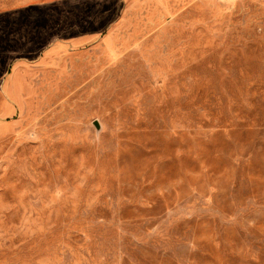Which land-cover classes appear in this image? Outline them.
<instances>
[{
    "label": "rangeland",
    "instance_id": "374dc122",
    "mask_svg": "<svg viewBox=\"0 0 264 264\" xmlns=\"http://www.w3.org/2000/svg\"><path fill=\"white\" fill-rule=\"evenodd\" d=\"M0 264H264V0H0Z\"/></svg>",
    "mask_w": 264,
    "mask_h": 264
},
{
    "label": "water",
    "instance_id": "95a60500",
    "mask_svg": "<svg viewBox=\"0 0 264 264\" xmlns=\"http://www.w3.org/2000/svg\"><path fill=\"white\" fill-rule=\"evenodd\" d=\"M95 126L99 129L100 125L97 121L94 122Z\"/></svg>",
    "mask_w": 264,
    "mask_h": 264
}]
</instances>
